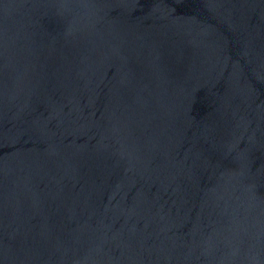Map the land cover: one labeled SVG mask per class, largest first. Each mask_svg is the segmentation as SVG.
Listing matches in <instances>:
<instances>
[{
    "label": "water",
    "instance_id": "obj_1",
    "mask_svg": "<svg viewBox=\"0 0 264 264\" xmlns=\"http://www.w3.org/2000/svg\"><path fill=\"white\" fill-rule=\"evenodd\" d=\"M0 264H264V0H0Z\"/></svg>",
    "mask_w": 264,
    "mask_h": 264
}]
</instances>
